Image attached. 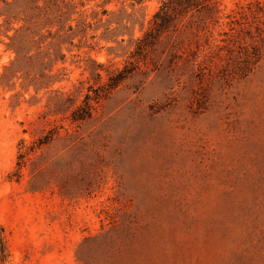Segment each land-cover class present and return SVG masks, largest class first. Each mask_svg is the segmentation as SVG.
I'll return each mask as SVG.
<instances>
[{"label":"rangeland","instance_id":"1","mask_svg":"<svg viewBox=\"0 0 264 264\" xmlns=\"http://www.w3.org/2000/svg\"><path fill=\"white\" fill-rule=\"evenodd\" d=\"M161 1L0 0V264H264V0Z\"/></svg>","mask_w":264,"mask_h":264},{"label":"trees","instance_id":"2","mask_svg":"<svg viewBox=\"0 0 264 264\" xmlns=\"http://www.w3.org/2000/svg\"><path fill=\"white\" fill-rule=\"evenodd\" d=\"M211 6L208 0H162L161 6L158 12L152 19L150 28L145 32L143 38L137 43L136 55L139 56L143 53L147 47L155 45L159 37L167 33L177 32V25L180 24L187 15L193 16V14L201 13L202 11H210ZM130 72L126 70V67L122 71H116L109 79L107 91L114 90ZM98 79V74H96ZM109 92L105 93L102 97H107ZM98 95L94 100L86 97L82 105L75 108L70 114L71 124H82L92 118L94 111L91 101H97ZM46 141V140H45ZM40 142L39 145L46 144V142Z\"/></svg>","mask_w":264,"mask_h":264}]
</instances>
